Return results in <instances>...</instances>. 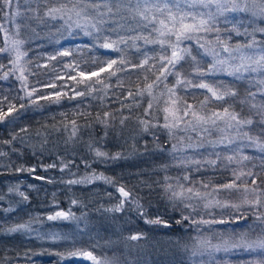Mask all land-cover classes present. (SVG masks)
<instances>
[{"label": "trees", "instance_id": "trees-1", "mask_svg": "<svg viewBox=\"0 0 264 264\" xmlns=\"http://www.w3.org/2000/svg\"><path fill=\"white\" fill-rule=\"evenodd\" d=\"M92 2L11 0L9 5L0 0V49H6L0 51V114L14 106L0 120V264H73L70 253L88 252L91 243L77 234L59 242L47 234L55 227L70 228L75 221L84 227L79 225L83 215L116 222L112 244L102 240L96 252L117 258L118 264H223L231 257L209 254L218 244L255 248L264 240V223L258 219L264 218V206L248 201L259 195L264 205V150L259 146L264 144V78L245 65L242 73L241 60L232 58L230 51L249 45L264 51V33L258 32L261 20L253 13L240 14L249 24L230 29V13L219 12L212 31L193 33L181 42L190 54L175 69L169 66L179 75L167 74L153 89L158 97L175 89L181 109L192 105L205 117L228 108L240 119L251 120L236 126L238 141L226 145L224 139L235 127L232 121L234 126L228 127L227 117L193 127L187 123L189 115L175 122L176 127L165 128L163 105L152 101L149 110L151 97L138 94L161 74L159 57L165 52L158 43L134 39L151 32V24L145 28L148 22L133 18L130 9L136 0H120L121 6L105 16L103 31L89 26L86 32L76 26L75 11L91 13ZM50 8L63 11L52 17L47 14ZM121 38L126 43L102 47L107 40ZM15 41L23 42L19 50L26 53L18 64ZM166 54L171 55L170 48ZM146 59L148 63L138 67ZM112 60L117 61L115 75H109L112 70L99 72ZM81 71L90 79L78 83ZM178 80L204 82L236 95L217 100L207 89ZM191 149L196 151L189 160L185 155ZM97 151L105 155L97 156ZM241 172L254 175L242 176L237 188L223 187ZM121 187L128 197L119 192ZM172 191L183 196L173 197ZM55 210L72 212L77 219L69 224L49 220ZM157 217L164 223H145ZM211 218L217 222L212 224ZM18 225L26 227L9 231ZM133 235L140 238L132 240ZM251 253L256 263L264 264V254ZM207 254L212 259L204 257Z\"/></svg>", "mask_w": 264, "mask_h": 264}, {"label": "snow or ice", "instance_id": "snow-or-ice-1", "mask_svg": "<svg viewBox=\"0 0 264 264\" xmlns=\"http://www.w3.org/2000/svg\"><path fill=\"white\" fill-rule=\"evenodd\" d=\"M6 4L11 3V0H5ZM215 5L218 12L223 13L227 11L235 12L238 10V6L235 3V0H233L231 7H228L226 3H222L221 0H191V3L188 2V0H185L184 5L182 6L179 3V0H136L135 5L130 9V11L134 12V19L136 17H139L141 21H146L148 23L144 24V27L147 28L149 24H151V32H154L156 34L155 38H152L151 32L150 35L145 36H136L134 39H144L146 43H158L161 45L162 48H164L165 54L161 55L159 57L161 61V74L156 77V81L153 83L146 84L145 89L138 92L139 95L147 93L149 97H151V100L148 104V109H152L153 103L152 101H155L157 105H163L162 111L165 113L164 119H165V128H172L176 127V123L178 121H182L184 117H187L191 115L192 120H188L187 123L195 127L197 124H207L210 120L213 124L216 123L217 120H225L227 117V120L225 121L228 124V127H233L234 125L230 123L229 121L235 122V126H239L242 124H251V120H242L239 118L238 114L234 112H229L228 108H225L223 113H213L210 117H205L202 115H199L196 111L193 110L192 105L185 104L183 109L180 108V102L181 98L177 96L175 89H166L165 92H161L160 96H155L153 94V89L158 86V83L161 81L162 77L166 79L167 74H174L179 75L177 72H171V69H175L176 65L185 59L186 54H190L187 49L181 48L180 44L184 39H191L193 33H198L200 31H212V24L211 21L215 19V15L211 12L207 13V18H205V13L198 12V11H192L191 9L197 8V6L202 8H209L212 5ZM121 6L120 0H116V3H111L110 0H100L99 3L96 2V0H93V2L90 4L91 13L85 11L84 9H80L75 11V16L77 17L76 26L83 28L86 32L89 28V26L92 29H95L97 32L103 31V25L106 23L105 16L107 14H111L113 7L119 8ZM253 7H258L259 12L261 15H264V0H253ZM248 5H245V8L243 10H247ZM63 11L62 8H50L48 11V15L55 17L57 13H61ZM159 14V16L157 15ZM162 17V18H160ZM199 17V18H198ZM71 19V17H69ZM83 19V24H81L80 20ZM159 25V27H157ZM260 31L264 32V28H261ZM90 34V33H88ZM174 37V40H173ZM16 45V61L15 63H19L22 56L26 55V53L20 52L19 46L23 43L22 41H15ZM118 43H126V41L121 38L118 41H111L107 40L105 43L102 44V47L106 49L114 48L115 45ZM165 45L167 46L165 48ZM203 47V45H201ZM171 49V55L168 56L167 49ZM6 49H0V51H5ZM224 51H229L228 48H225ZM63 55H68L67 52L63 53ZM214 56L218 55V53H213ZM194 59V58H193ZM121 64L124 63L123 60L120 61ZM147 59L143 62V64L139 65L138 67H143L145 64H147ZM218 63H223V61H218ZM254 63L259 66L261 69H264V55L260 57L259 60L254 61ZM117 64L116 60H112L107 63V66H100L99 72H106L113 69V65ZM171 66V69L169 68ZM211 70H215V65H213V68ZM252 71H256V68H252ZM21 76L19 79H21L22 82L26 81V77L23 75V69H20ZM237 72L240 71L239 68L236 69ZM201 75H204V73H200ZM109 75H115V70L109 71ZM79 76L82 78L80 82H84V80L90 79V77H86L85 73L81 71L79 73ZM91 76H99L98 72H92ZM72 79H76V77H71ZM96 82H101L97 80ZM178 84L184 83V84H191L194 87L207 89L208 92L212 94L213 97L217 100H224L226 96H235L236 93L233 92H220L218 88H214L210 86L207 83L200 82L198 84H194L192 81L184 80V81H177ZM26 86V85H25ZM51 87H56L54 84L51 85ZM86 88L89 91H92L91 83L86 84ZM35 89L32 91H29L27 94L30 97ZM76 95L83 96L84 93L77 92ZM131 96L132 94L129 93ZM56 96L59 97L60 94L56 93ZM14 110V106H10L8 109V112H4L0 114V120L4 119L5 116H8L12 111ZM147 111V110H146ZM178 113H182L181 115H178ZM105 115H109L108 113H105ZM193 121H195V124H193ZM74 123V122H73ZM123 123V121H121ZM143 123V122H142ZM73 135H75V130L73 131ZM231 143V141H230ZM262 150H264V144L259 145ZM97 156H104L105 153L97 151ZM229 161H231L233 158L228 157ZM243 159H248V157H243ZM214 163V162H212ZM244 175L252 176L253 173H239L236 175V180H234L231 184L223 185L224 188L227 189H233L237 188L236 181L241 180V177ZM39 178V177H38ZM184 179H188V177H185ZM79 181H69V183H78ZM241 183H245L244 181H241ZM252 184H255L256 181L253 179L251 181ZM168 189L171 190V185L168 186ZM189 193L192 192V189L189 188L187 190ZM244 191L247 192V187L244 188ZM253 192H256L257 189H252ZM119 192L124 196L128 197L129 192L125 191L123 187L119 188ZM23 196V193H21ZM198 196L199 193H196ZM172 196H183V193H177L175 191H172ZM24 199H27V197H24ZM251 205L255 207L264 206L262 205V201L259 195L256 196V199L253 201H248ZM123 206V202L120 206H118L115 210L119 211L121 210ZM143 216V213H141ZM60 217H66V214L64 212H57L55 216H49V220H55ZM187 219V217H185ZM258 219H261V222L264 223V218L258 217ZM223 221H221L222 223ZM145 223L148 224H162L164 223L162 220H160L159 217L156 219H145ZM203 223H209L208 221H203ZM26 227L25 225H18L16 228H12L9 231H19L21 228ZM139 235H133L131 237L132 240L139 239ZM239 247L242 248V250L246 251H254L255 248H259L260 250L264 251V240L259 241L256 243L255 248L253 244H244L240 245ZM219 251V248L216 249ZM227 250V249H225ZM70 255L75 256L76 253H70ZM82 255L86 256L87 258L91 260H96V257L92 255L91 252H85L82 253Z\"/></svg>", "mask_w": 264, "mask_h": 264}, {"label": "rangeland", "instance_id": "rangeland-1", "mask_svg": "<svg viewBox=\"0 0 264 264\" xmlns=\"http://www.w3.org/2000/svg\"><path fill=\"white\" fill-rule=\"evenodd\" d=\"M180 2V0H179ZM185 0L182 2V6L184 5ZM189 3H191V0H188ZM222 3H226L228 7H231L233 0H221ZM236 5L238 6V10L235 12L227 11L226 13H230L231 17L227 19V22H232V25L229 26L230 29H238L242 26L246 28V26L249 24V22L244 23L243 19L241 18L242 14L244 13H253V15H256L258 19L261 20L262 26L259 28L258 32L264 33L260 31L261 28H264V15H261L259 12L258 7H253V2L250 0H235ZM245 5H248V9L245 11L243 10L245 8ZM192 11H198L205 13V18H207V13L211 12L215 15V19L217 18L218 11L213 4L209 8H202L197 6L195 9H191ZM241 14V15H240ZM252 15V14H251ZM237 19L235 22H233L230 19ZM199 18V17H198ZM215 19L211 21V24L214 23ZM245 29L242 30L241 33H243ZM216 38V37H215ZM258 45H249V46H240L236 49H233L230 51L232 58L240 59L241 60V67H242V73H244V66L245 65L249 71H252V68H256L257 75L262 74L264 78V69H261L259 66H257L254 61L259 60L262 55H264V51L261 49ZM264 48V47H263ZM260 68V69H257ZM236 129H239V127H233L232 130L229 131V137L225 138L226 145H233L237 139V133L235 132ZM231 133H236L232 134ZM231 141V143H230ZM194 150L187 151L185 157L189 160L193 159L194 156ZM249 156V155H247ZM97 199V198H96ZM57 212H64L66 214V217H60L55 220H52L56 223H72L74 219H77V215H74L72 212L69 211H61V210H55L52 212L51 216H55ZM84 216V215H83ZM83 216H79L81 218L79 220V225L85 224L84 227H78L76 221L73 222V225L70 228L61 229L58 227H55L51 233H48L47 235L53 236L54 241L59 242L60 240H64L66 237L69 236H77L83 238L85 243H91L90 249L88 252H91L94 257H96V260H91L87 258L86 256L82 255V253H85V251H82L80 253H77L75 256L72 257L73 264H118V259L113 258L116 262L113 261V259L109 260L102 256H100L96 251L101 250L100 246L102 243V240L109 245L111 243L110 238L114 237L117 233V227L116 222H113L111 220L102 219L98 216L93 217H86L83 218ZM75 217V218H73ZM213 217V216H212ZM206 219H204L205 221ZM212 224L217 222V219L211 218L209 219ZM81 222V223H80ZM112 244V243H111ZM217 247L219 248V251H217ZM227 249V250H225ZM255 253L258 255H263L264 253L261 252L259 248H255ZM213 253L214 255L220 254V255H227L228 257H231L230 261L225 262L223 264H261L256 263L257 261L252 257L251 258V251H246L242 249H236L233 245H226V244H218L214 248H212L209 252ZM254 253V252H253ZM262 253V254H261ZM209 254L205 255L204 257L211 258ZM64 263H67V261H64ZM120 263V262H119ZM220 264V263H216Z\"/></svg>", "mask_w": 264, "mask_h": 264}]
</instances>
